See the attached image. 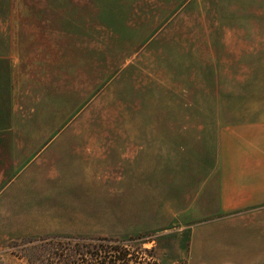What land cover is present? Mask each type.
<instances>
[{
	"label": "rangeland",
	"instance_id": "374dc122",
	"mask_svg": "<svg viewBox=\"0 0 264 264\" xmlns=\"http://www.w3.org/2000/svg\"><path fill=\"white\" fill-rule=\"evenodd\" d=\"M92 1L97 18L77 27L76 62L88 50L122 53L92 63L97 74L111 68L94 76L103 83L43 86L55 91L52 109L34 111L27 97L24 107L11 100L0 61V264H27L32 243L51 236L70 247L107 238L104 264H202L187 251L191 226L217 214L218 131L244 121L264 91L212 83L243 45L244 17L232 15L249 3ZM115 7L137 20L130 50L101 45Z\"/></svg>",
	"mask_w": 264,
	"mask_h": 264
},
{
	"label": "crops",
	"instance_id": "0c3cea01",
	"mask_svg": "<svg viewBox=\"0 0 264 264\" xmlns=\"http://www.w3.org/2000/svg\"><path fill=\"white\" fill-rule=\"evenodd\" d=\"M246 2L242 13L232 15L244 17L243 45L223 57L227 65L213 68L214 84L264 86V0ZM94 5L92 0H0V61L9 69L12 101L24 107L27 97L34 111L52 109L55 91L44 95L43 86L103 83L94 76H108L111 68L97 74L92 63L117 61L122 53L88 50L76 62V30L97 18ZM102 18L115 28L101 45L132 49L136 32L128 28L138 27L132 9H112ZM62 61L68 63L63 73ZM245 117L218 131L212 168L217 214L191 226L187 254L193 263L264 264V91Z\"/></svg>",
	"mask_w": 264,
	"mask_h": 264
},
{
	"label": "trees",
	"instance_id": "16d2710c",
	"mask_svg": "<svg viewBox=\"0 0 264 264\" xmlns=\"http://www.w3.org/2000/svg\"><path fill=\"white\" fill-rule=\"evenodd\" d=\"M105 240L107 238H94L92 241L96 242L95 245L91 241L89 244L75 242L77 245L70 247L60 245L58 236L42 238L36 243L37 245L32 243L33 248L29 250L25 259L27 264H89V262L90 264H104L105 258L108 257L111 261L112 256L111 247L104 244Z\"/></svg>",
	"mask_w": 264,
	"mask_h": 264
}]
</instances>
